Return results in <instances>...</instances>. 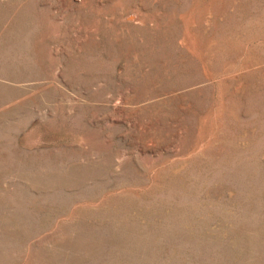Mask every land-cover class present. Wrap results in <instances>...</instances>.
<instances>
[{"label": "rangeland", "instance_id": "obj_1", "mask_svg": "<svg viewBox=\"0 0 264 264\" xmlns=\"http://www.w3.org/2000/svg\"><path fill=\"white\" fill-rule=\"evenodd\" d=\"M0 264H264V0H0Z\"/></svg>", "mask_w": 264, "mask_h": 264}]
</instances>
